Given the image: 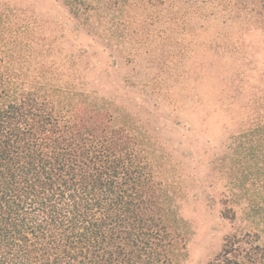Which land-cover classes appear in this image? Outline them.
<instances>
[{
  "label": "trees",
  "instance_id": "1",
  "mask_svg": "<svg viewBox=\"0 0 264 264\" xmlns=\"http://www.w3.org/2000/svg\"><path fill=\"white\" fill-rule=\"evenodd\" d=\"M55 2L92 38L120 41L164 0ZM56 40L34 3L0 2V264H181L206 162L224 201L245 203L222 217L243 205L249 228L204 264H264V117L217 145L173 141L153 112L91 88ZM183 146L199 163L188 175L171 157Z\"/></svg>",
  "mask_w": 264,
  "mask_h": 264
},
{
  "label": "rangeland",
  "instance_id": "2",
  "mask_svg": "<svg viewBox=\"0 0 264 264\" xmlns=\"http://www.w3.org/2000/svg\"><path fill=\"white\" fill-rule=\"evenodd\" d=\"M3 1L31 2L49 15L59 49L86 66L90 87L142 117L153 112L173 141L217 145L264 117V0H164L137 12L120 41L92 38L60 1ZM188 155L184 146L171 155L185 175L199 165ZM209 166L197 171L203 195L183 208L190 236L181 264H204L224 235L249 228L243 205H234L235 218L222 217V181Z\"/></svg>",
  "mask_w": 264,
  "mask_h": 264
}]
</instances>
